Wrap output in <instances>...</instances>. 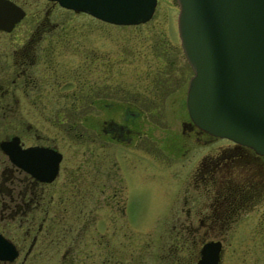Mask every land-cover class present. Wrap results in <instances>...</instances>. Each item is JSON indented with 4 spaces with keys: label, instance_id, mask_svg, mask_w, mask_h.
<instances>
[{
    "label": "flooded vegetation",
    "instance_id": "obj_1",
    "mask_svg": "<svg viewBox=\"0 0 264 264\" xmlns=\"http://www.w3.org/2000/svg\"><path fill=\"white\" fill-rule=\"evenodd\" d=\"M8 1L21 15L9 29L0 28V42L13 37L0 44V239L12 252L0 264H36L48 243L58 241L64 246L60 264H116L110 250L101 257L106 243L98 229L113 227L117 213L126 216L129 179L143 183L147 177L149 116L162 111L157 101L171 81L162 61L154 70L133 71L126 58L118 64L115 47L86 46L84 35L66 27L64 18L66 11H82L58 0ZM67 55L78 61L70 64ZM180 132L195 141L204 133L205 143L225 144L200 153L190 165L186 186L191 188L183 189L175 210L183 217H173L169 242L188 258L175 264H198L209 241L218 242L217 264H225V256L238 249L225 253V229L247 212H264L263 204L257 205L264 202V157L200 129L190 118L181 122ZM27 148L32 157L21 154ZM170 148L177 153L179 143ZM19 163L35 165L39 174L48 165V179ZM103 209L109 212L106 220ZM244 251L238 264H264L261 253Z\"/></svg>",
    "mask_w": 264,
    "mask_h": 264
},
{
    "label": "rangeland",
    "instance_id": "obj_2",
    "mask_svg": "<svg viewBox=\"0 0 264 264\" xmlns=\"http://www.w3.org/2000/svg\"><path fill=\"white\" fill-rule=\"evenodd\" d=\"M176 12L175 0H156L151 16L137 24H110L83 12H64L65 26L79 30L80 34L84 35L82 41L86 46H98L100 50L106 51L109 47L111 50L115 47L118 64L120 57L124 58L123 60L126 58L132 61L130 67L133 71L154 70L162 61L160 67L165 68L164 77L171 81L166 85L167 89L162 94L161 102L157 101L158 110L162 111L158 116L157 113L149 116L150 149L147 177L143 183L134 181V177L129 179L131 184L127 193L126 216L117 213L113 227L102 226L98 229L102 243H106L101 246V257L104 252L107 256L111 251V261L115 258L116 264H175V260L188 258L185 251H177L174 245H170V236L175 231L170 224L174 216L177 215L180 219L183 217V213L175 210L183 202V189L188 191L191 188L186 184L193 159L206 150L225 144L223 139L205 143L204 133L196 134L198 139L195 141L191 136L188 138L180 132L181 122L189 120L185 108V92L192 70L179 43ZM12 39L10 36H2L0 44H7L6 41ZM66 60L70 64L78 61L69 56ZM153 143L161 147L158 152L152 146ZM173 143H179L180 149L177 153L170 148ZM186 146L191 147L194 153L191 151L188 155L184 149ZM162 160L167 163L161 165ZM122 198L125 199L124 192ZM261 204L264 207V202L257 203L258 206ZM103 210L101 216L106 220L109 212ZM263 219L264 212H247L239 221L225 229L222 235L225 253L228 254L231 247L238 248L231 252V255L234 253L232 257L225 256V264H238L239 255L244 248L264 255V228L260 226ZM127 220L131 224L123 227L121 222ZM254 241L260 246L252 245ZM245 243L251 244V249ZM180 247L182 245L179 243L177 248ZM63 248L60 241L48 243V247L38 255L36 264H60ZM173 248L174 252L170 254L169 249ZM128 251L129 256L126 255Z\"/></svg>",
    "mask_w": 264,
    "mask_h": 264
},
{
    "label": "water",
    "instance_id": "obj_3",
    "mask_svg": "<svg viewBox=\"0 0 264 264\" xmlns=\"http://www.w3.org/2000/svg\"><path fill=\"white\" fill-rule=\"evenodd\" d=\"M58 2L109 23L137 24L151 16L156 0ZM175 2L177 35L192 70L185 92L190 120L264 157V0ZM20 15L10 1L0 0V28L9 29ZM29 153L30 148L21 151L32 157ZM22 163L32 174L48 179V165H42L44 171L39 174L35 165ZM218 249L216 241L204 243L198 264H217ZM8 252L10 246L0 239V258Z\"/></svg>",
    "mask_w": 264,
    "mask_h": 264
}]
</instances>
